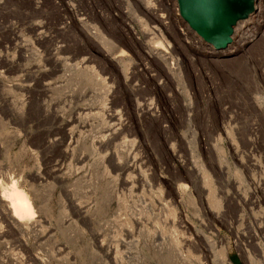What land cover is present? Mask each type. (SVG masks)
<instances>
[{
	"label": "rangeland",
	"instance_id": "rangeland-1",
	"mask_svg": "<svg viewBox=\"0 0 264 264\" xmlns=\"http://www.w3.org/2000/svg\"><path fill=\"white\" fill-rule=\"evenodd\" d=\"M140 2L0 0V173L25 179L44 205L51 234L39 243L29 238L35 264H220L218 246L206 262L185 244L188 237L214 241L215 229L234 264H264V250L251 239L256 225L212 222L195 188L182 198L176 193L190 168H223L221 180L243 182L244 164L257 165L264 178V0L223 51L189 28L177 0L156 3L164 24ZM135 16L153 39L161 31L171 43L175 75L152 57ZM119 51L123 63L115 60ZM158 85L169 98L155 91ZM152 101L157 112L146 114ZM70 133L72 155L44 146ZM243 137L257 145H243ZM100 241L117 249L113 256ZM11 246L0 247V255L21 256Z\"/></svg>",
	"mask_w": 264,
	"mask_h": 264
},
{
	"label": "bare ground",
	"instance_id": "bare-ground-1",
	"mask_svg": "<svg viewBox=\"0 0 264 264\" xmlns=\"http://www.w3.org/2000/svg\"><path fill=\"white\" fill-rule=\"evenodd\" d=\"M156 3H158V0H144V2L141 3L143 4L142 10L145 14H147V16L152 17L154 19H158L162 24H164L165 19L163 15L159 14L160 12H159V9ZM256 3H257V0H255L254 10L252 11V13L249 14L248 18L244 20H240L236 23V25L233 27V33L231 35V40L229 44H227V46L221 49H217L215 48L214 45L205 41L195 30H193L190 27L189 23L181 15L180 9L178 10H179V13L182 19L188 24L189 28L194 33H196L205 43H207L208 45H211L215 50L223 51V50L228 49L234 43V36L236 35L235 33L236 27L241 22L250 19L251 16L254 13H256ZM135 17L141 23L143 34L146 36L147 39L151 40V42L150 41L148 42L151 45H149L147 48L149 49V52L152 55V57L160 59L164 63V65L166 63L169 66L168 69L173 71V74L175 75L174 71L176 70H174L175 69L174 61L176 60V58L172 54L173 48L171 46V43L167 41L166 39H164V36L162 35L161 31H158V35L160 36V39L158 40L153 39L151 37V34L149 32V29L146 23L140 17L138 16H135ZM129 35L130 34H128V36L126 35V38L128 37L129 39L130 38ZM135 41H136L135 43H140L138 39L137 40L135 39ZM116 54L117 55H115V60L118 61L119 63H123L122 57L125 55L124 51H119ZM235 54H237V50L235 51ZM50 55H51V58L54 56L51 53ZM154 89L155 91H160L164 99L169 98V96L164 93L165 91L160 85L155 86ZM132 91H134V93H137V91L139 90L134 88L132 89ZM137 102L138 101H136V105L138 107L137 109L140 111V108H139L140 104H138ZM133 104H135V102H133ZM185 106L190 107L191 104L190 103L188 104L187 102H185ZM134 108L136 109V107ZM145 109L147 110L145 112L146 114H150L152 111H154L155 113L157 112L156 104L153 101L150 102L149 104H146ZM185 110L187 111L188 109L185 108ZM196 122L193 121L194 124ZM188 124H190V126H193L190 120L188 121ZM254 126H255L254 124L250 125V130L253 133L254 132L257 133L258 130H256ZM162 128L163 127L160 126V129ZM224 132H226V129ZM227 136H229V134ZM67 137H68L67 139L63 138L62 140L58 142H56L55 140L53 141L52 139L51 140L48 139L44 146L56 148V146L59 145L61 149L63 150L65 156H68L71 152H73L72 142H73L74 136L70 133L69 136ZM177 137H179L177 141L179 144H181L182 141L185 139L184 137H181V136H177ZM255 137L258 138L257 134H255ZM241 139L243 140L244 137ZM244 144L249 147L257 145L256 142L254 143V140L252 138H249L245 141L243 140V145ZM233 145H234L233 148L237 149L235 144ZM202 149L206 150V147H203ZM73 150H74V147H73ZM128 167L133 168L134 166H128ZM58 168H61V164H58L55 166L56 172H59ZM197 168L187 169L186 171V174L188 177L186 181L187 184L177 187L178 188L176 191L177 195L181 197L182 196L181 193H187L190 190V186H191L192 188H195L198 194V200H199L198 203L202 207L205 217L211 219L212 222L213 221L215 222L216 220H223V218H227L229 225H233L237 223L247 224L253 227L254 225H256L258 229L257 230L254 229V231L252 230L254 234L251 239L254 242L257 241V246H259L260 249L263 251L264 245H261L260 238L264 236V235L262 236V234L264 233V178L262 177L260 178L256 174V172H259L260 166L258 167L257 165L244 164L243 169H245V171L247 172L248 178L246 180H243V182H238V181L229 180V179L221 180V177L227 174L225 169L216 168V167L208 168L206 166H203V168L201 167L202 170L199 169L200 172L202 171V175L204 176L201 178H204L205 180L203 182H199L197 180V176L198 174L200 175V172L197 171L198 170ZM43 174L44 173H37L34 175V178L40 181L45 180V177L43 176ZM49 174L54 175L55 173L49 172ZM49 174H45V175L50 176ZM211 192H213L214 194L213 196V198L215 197L214 200H216L217 198L219 199L217 201H219L220 203V210L217 214L214 213L213 209L211 208L209 204L211 200ZM258 193L259 194L261 193V195L258 196L257 195ZM245 208L249 209L247 213L249 212L251 213V216H250L251 219L248 218L244 214ZM44 210H45L44 205L40 203V199H39L37 192L33 188H30V187L29 189H27V183L25 179L16 178L9 174L5 176L4 174L0 173V247L1 249H8L10 251L11 250L10 248L12 247L11 244L13 243V246H17V248L21 250V256H19L20 253L18 252L16 254L8 253L9 255L7 256L0 255L1 257L5 258L4 262H1L0 260V263L2 264H35L37 260V256H35L32 251V245L30 244L29 238L33 237L39 243V241L45 240L51 234V231L49 230L50 228L49 229L44 228L47 222V219L44 216ZM179 219L182 222L181 216L179 217ZM202 221L205 222V220H202ZM209 223H211V221H209ZM214 231L216 234L214 241L208 242L203 237H200V236L199 238H189L188 237L185 239V244L191 246V248H194L196 251H198L200 254V257L204 259L206 262L210 261L211 247L218 246L221 251L220 252L221 256L219 255L220 264H234L230 256V244L227 242L226 238L221 235L219 230L215 229ZM11 238L13 239V242L12 240H10ZM99 244H100L99 247L105 252V254L109 255L108 257L113 256L115 251H117L115 247L104 244V241H102ZM236 248L242 254L244 253L245 257L249 256L245 254L247 250L245 251L244 249L243 251L241 249L242 247L237 246V245H236ZM41 262H43V260Z\"/></svg>",
	"mask_w": 264,
	"mask_h": 264
},
{
	"label": "water",
	"instance_id": "water-1",
	"mask_svg": "<svg viewBox=\"0 0 264 264\" xmlns=\"http://www.w3.org/2000/svg\"><path fill=\"white\" fill-rule=\"evenodd\" d=\"M180 13L205 41L221 49L231 40L233 27L248 18L255 0H177Z\"/></svg>",
	"mask_w": 264,
	"mask_h": 264
}]
</instances>
